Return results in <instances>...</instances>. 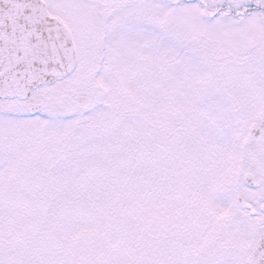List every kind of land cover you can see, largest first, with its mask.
Here are the masks:
<instances>
[{
    "label": "snow or ice",
    "instance_id": "snow-or-ice-1",
    "mask_svg": "<svg viewBox=\"0 0 264 264\" xmlns=\"http://www.w3.org/2000/svg\"><path fill=\"white\" fill-rule=\"evenodd\" d=\"M0 264H264V0H0Z\"/></svg>",
    "mask_w": 264,
    "mask_h": 264
}]
</instances>
